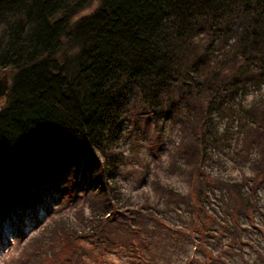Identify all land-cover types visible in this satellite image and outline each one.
I'll return each instance as SVG.
<instances>
[{
	"label": "trees",
	"instance_id": "16d2710c",
	"mask_svg": "<svg viewBox=\"0 0 264 264\" xmlns=\"http://www.w3.org/2000/svg\"><path fill=\"white\" fill-rule=\"evenodd\" d=\"M90 2L0 0V70L8 76L0 103V214L34 210L46 195H88L10 263L102 264L108 246L133 262L141 250L145 264L162 254L169 264L170 249L190 246L180 264H224L222 254L242 245L254 224L264 191V91L238 111V147L255 153L240 178L207 169L208 146L221 142L212 113L246 84L264 82V0H98L74 18ZM127 117L170 118L183 136L187 131L193 159L181 169L190 186L177 196L182 225L123 202L116 178ZM257 252L246 264H264Z\"/></svg>",
	"mask_w": 264,
	"mask_h": 264
},
{
	"label": "rangeland",
	"instance_id": "374dc122",
	"mask_svg": "<svg viewBox=\"0 0 264 264\" xmlns=\"http://www.w3.org/2000/svg\"><path fill=\"white\" fill-rule=\"evenodd\" d=\"M97 1L91 0L87 7L74 15V18L94 8ZM1 71L0 78L4 72ZM259 86L251 83L246 84L244 89H239L229 101L224 102L218 111H213L212 124L221 141L217 142L215 147L208 146L212 157L208 160L209 168L207 167V169L213 177L235 179L248 173V157H253L255 153L252 148L246 156L244 151L238 147L243 144V141H239L237 136L238 126L241 125L238 111L242 106L252 103L260 96L264 91V82H261ZM0 98L1 103L3 96ZM193 118V114L185 117V127L190 125L189 120ZM181 128L183 129L179 122L170 118L168 120H152L151 122L136 120L133 123L127 117L121 126L123 137L119 138V146L123 151L124 159L120 165V175L117 176L116 182L119 185L123 202L127 205H143V209L155 210L156 213L167 218V222L172 226L182 225L183 216H185L183 208L176 203L178 194L187 193L190 188L189 182L186 180V173L183 174L181 169L183 166L188 168L193 159L190 144L184 141L188 133L185 131L183 136L184 132H181ZM175 151H181L185 156L179 157L182 153H178L177 157H173ZM75 168L73 166V169ZM258 196L260 207L257 210L254 224L247 226L241 237L242 245H234L232 250L222 254L224 264H246V260L252 262L254 256H258L257 251L263 250L264 252V247L260 245L264 239V191L261 190ZM87 197L85 192L84 196H72L66 201H61L60 198L58 200L48 199V195H46L43 201L36 204L35 212H33L34 210H25L27 207L24 210L18 208V213L14 209H10L9 216L4 217L5 210H1L0 264H12L10 262L13 257L18 256L24 245L41 234L46 225L51 226L59 218L65 216L72 217L73 208L76 207L73 203L84 204ZM219 199V196H213L211 204L213 213H217L213 211L214 209H219L217 202ZM178 214L179 218L176 216ZM119 249V247L110 248L107 246L106 253L102 256V264H145L141 257H137L142 252L141 250L133 252V262ZM170 250L173 253L170 256L169 264H180L181 257H183L181 254L187 250L192 254L193 248L189 246L187 250L180 253L173 249ZM147 251L149 252V250ZM160 257L162 260L151 264H163L164 254Z\"/></svg>",
	"mask_w": 264,
	"mask_h": 264
},
{
	"label": "water",
	"instance_id": "95a60500",
	"mask_svg": "<svg viewBox=\"0 0 264 264\" xmlns=\"http://www.w3.org/2000/svg\"><path fill=\"white\" fill-rule=\"evenodd\" d=\"M8 86V76L7 73L4 72L2 77L0 78V96H3L6 92Z\"/></svg>",
	"mask_w": 264,
	"mask_h": 264
}]
</instances>
